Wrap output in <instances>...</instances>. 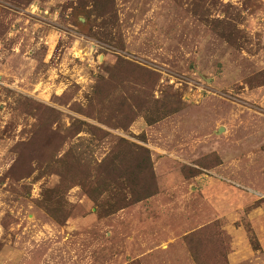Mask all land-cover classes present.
Returning <instances> with one entry per match:
<instances>
[{
    "label": "rangeland",
    "instance_id": "obj_1",
    "mask_svg": "<svg viewBox=\"0 0 264 264\" xmlns=\"http://www.w3.org/2000/svg\"><path fill=\"white\" fill-rule=\"evenodd\" d=\"M0 264H264V0H0Z\"/></svg>",
    "mask_w": 264,
    "mask_h": 264
},
{
    "label": "trees",
    "instance_id": "obj_2",
    "mask_svg": "<svg viewBox=\"0 0 264 264\" xmlns=\"http://www.w3.org/2000/svg\"><path fill=\"white\" fill-rule=\"evenodd\" d=\"M150 196V193H148V191L145 189L143 190V197L142 198H147Z\"/></svg>",
    "mask_w": 264,
    "mask_h": 264
}]
</instances>
